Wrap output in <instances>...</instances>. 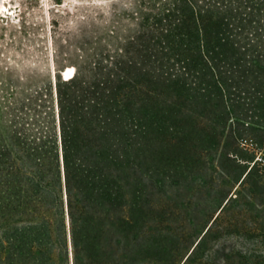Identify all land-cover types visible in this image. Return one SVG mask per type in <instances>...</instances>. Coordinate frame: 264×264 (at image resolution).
<instances>
[{
  "label": "trees",
  "instance_id": "trees-1",
  "mask_svg": "<svg viewBox=\"0 0 264 264\" xmlns=\"http://www.w3.org/2000/svg\"><path fill=\"white\" fill-rule=\"evenodd\" d=\"M125 16L112 46L78 48L71 79L0 103V264H140L157 140L264 164V0H137Z\"/></svg>",
  "mask_w": 264,
  "mask_h": 264
},
{
  "label": "rangeland",
  "instance_id": "rangeland-1",
  "mask_svg": "<svg viewBox=\"0 0 264 264\" xmlns=\"http://www.w3.org/2000/svg\"><path fill=\"white\" fill-rule=\"evenodd\" d=\"M136 1L0 0V103L45 88L66 70L76 75L78 48L87 55L97 40L112 46L111 29L126 35L124 14ZM174 147L153 145L155 213L141 239L140 264H264V164L238 166L215 148L199 160L183 158ZM258 151L264 163V145ZM246 167L254 175L241 186Z\"/></svg>",
  "mask_w": 264,
  "mask_h": 264
},
{
  "label": "bare ground",
  "instance_id": "bare-ground-1",
  "mask_svg": "<svg viewBox=\"0 0 264 264\" xmlns=\"http://www.w3.org/2000/svg\"><path fill=\"white\" fill-rule=\"evenodd\" d=\"M71 74H72V72H71L70 69H69V70H66V71L64 72V74H63L64 79H65V80H69V79H71V78H72Z\"/></svg>",
  "mask_w": 264,
  "mask_h": 264
}]
</instances>
